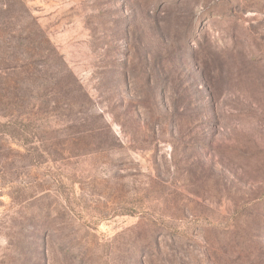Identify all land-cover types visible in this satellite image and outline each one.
Returning a JSON list of instances; mask_svg holds the SVG:
<instances>
[{
  "label": "rangeland",
  "instance_id": "374dc122",
  "mask_svg": "<svg viewBox=\"0 0 264 264\" xmlns=\"http://www.w3.org/2000/svg\"><path fill=\"white\" fill-rule=\"evenodd\" d=\"M0 264H264V0H0Z\"/></svg>",
  "mask_w": 264,
  "mask_h": 264
},
{
  "label": "trees",
  "instance_id": "16d2710c",
  "mask_svg": "<svg viewBox=\"0 0 264 264\" xmlns=\"http://www.w3.org/2000/svg\"><path fill=\"white\" fill-rule=\"evenodd\" d=\"M29 49L31 50H39L38 46L35 45H31L29 47ZM35 56L33 54L30 53H22V54H9V55H5L4 60H6L7 58L10 59L11 64L6 66L8 63L6 61L5 62V66L1 69V77H2V84L4 85L3 87H12L13 89H20V87L22 86V83L26 84L28 83V81H30L31 76H28L29 73H31V68H30V64H31V58ZM2 87V88H3ZM7 97H2L3 101L8 98ZM20 103H27V99L23 98V99H19L18 101H10L8 102V108H21L22 105Z\"/></svg>",
  "mask_w": 264,
  "mask_h": 264
}]
</instances>
